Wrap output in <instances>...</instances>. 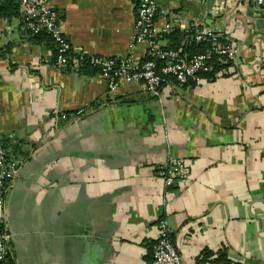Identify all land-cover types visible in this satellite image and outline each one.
<instances>
[{
    "label": "crops",
    "instance_id": "obj_1",
    "mask_svg": "<svg viewBox=\"0 0 264 264\" xmlns=\"http://www.w3.org/2000/svg\"><path fill=\"white\" fill-rule=\"evenodd\" d=\"M51 4L70 68L34 40L20 7L0 11V139L18 163L1 210L12 264H150L162 223L182 264H264V10L160 0L162 48L177 34L189 55V33L210 27L239 56L214 80L153 97L126 82L114 95L110 79L82 73L90 58L146 61L141 0ZM177 160L189 181L168 188L158 171Z\"/></svg>",
    "mask_w": 264,
    "mask_h": 264
},
{
    "label": "built area",
    "instance_id": "obj_2",
    "mask_svg": "<svg viewBox=\"0 0 264 264\" xmlns=\"http://www.w3.org/2000/svg\"><path fill=\"white\" fill-rule=\"evenodd\" d=\"M7 0H0V6ZM22 19L26 29L32 35L49 34L59 44V65L68 62L70 43L62 36L60 17L52 8L51 0H18ZM264 10V0H250ZM160 0H141V6L136 23L137 41L148 44L147 61L140 66H132L130 61H115L111 59L94 58L96 63L103 64V74L110 79L111 92L116 95L120 83H142L147 93L160 97L166 85L175 82L183 88L191 81L200 82L202 74L213 71L212 61L219 63H235L239 56L238 48L225 40L222 34L210 27L196 28L194 39L198 44L206 43L210 48L205 54L193 58L181 56L176 51L164 50L159 44L158 30L155 22L159 14ZM219 14L218 11L214 12ZM171 25L163 29V33L171 32ZM150 59V60H148ZM160 62V67L158 66ZM119 68L114 71L115 65ZM82 112H80L81 114ZM67 120L66 115H62ZM18 173V163L10 156L0 139V226L5 224V216L1 212L7 198V186ZM158 175L164 180L166 187L187 185L190 168L184 160H177L160 167ZM6 237H0V264H12L8 261L9 249ZM151 264H182V257L172 242V231L167 224L159 225L158 239L153 247Z\"/></svg>",
    "mask_w": 264,
    "mask_h": 264
},
{
    "label": "trees",
    "instance_id": "obj_3",
    "mask_svg": "<svg viewBox=\"0 0 264 264\" xmlns=\"http://www.w3.org/2000/svg\"><path fill=\"white\" fill-rule=\"evenodd\" d=\"M9 4L12 7H15L16 10L20 7V4H19L18 0H7V1H5L3 3V5L0 6V11L2 12L4 10V8H5V6L9 5ZM16 14H18V13H16ZM2 15L8 17V15L5 14V12H2ZM194 33H195V29L192 32L189 33V35H191V37H192V41L190 43V47H189V49L187 51V53L189 55H187L185 53V51H180L181 50L180 44L182 42L181 41L182 39L180 37H178L177 34H173V33L172 34L170 33L169 35H166V38L170 39L172 45L170 47L164 48V50L176 51L181 56L188 57V58H193V57H195L197 55H201V54L207 53V51L209 50L210 47L206 43L198 44L195 41V39H194ZM32 36H34V40L37 43H39V44L46 43L54 51V55H55L54 62H56V64H57L58 63V56H59V44H58L57 40L55 38H53V36H51L49 34H46V33H42L40 35H32ZM176 37H178V38H176ZM69 58H70V52L68 53V59ZM100 59H102V58H100ZM148 60H150V59H148ZM70 65L71 64H69V62H68V66L66 68H70ZM83 65H84V70H87V71L86 72H82V73H84L86 75H93L95 73L103 74V68H104L103 64L96 63L94 58H90V60H88L86 62L83 61ZM160 65H161L160 62H158V66L159 67H160ZM211 66L213 68V71L211 73H209V74H202L200 76L201 79L214 80L216 78V75L219 72L223 71L224 69H226L230 65L229 66L228 65H221L217 60H214V61H212ZM118 68H119V64L116 63V65L114 67V71L117 70ZM90 70H92L93 73H90ZM5 149H6V147H5ZM11 183H12V181H10L8 183L7 194H8L9 188L11 186ZM4 235H5L4 234V227L0 226V237L4 236ZM152 253H153V251H152ZM8 261L12 263L11 256H8ZM151 263H152V261L150 262V264Z\"/></svg>",
    "mask_w": 264,
    "mask_h": 264
}]
</instances>
